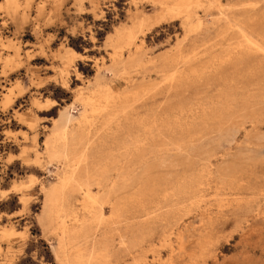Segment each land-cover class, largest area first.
Returning a JSON list of instances; mask_svg holds the SVG:
<instances>
[{
    "label": "rangeland",
    "instance_id": "1",
    "mask_svg": "<svg viewBox=\"0 0 264 264\" xmlns=\"http://www.w3.org/2000/svg\"><path fill=\"white\" fill-rule=\"evenodd\" d=\"M175 1L0 0V264H64V252L82 264L41 222L64 169L46 141L69 105L131 182L112 201L119 223L104 205L95 239L145 237L95 264H264V0H192L191 21Z\"/></svg>",
    "mask_w": 264,
    "mask_h": 264
},
{
    "label": "bare ground",
    "instance_id": "2",
    "mask_svg": "<svg viewBox=\"0 0 264 264\" xmlns=\"http://www.w3.org/2000/svg\"><path fill=\"white\" fill-rule=\"evenodd\" d=\"M175 2H173V4ZM177 3L178 6L185 8V11L188 13V18H185L191 21V13L194 12L196 4H194L192 0H179V2ZM176 4H174V6ZM174 12L175 9H170L169 7H167L154 19H144L143 22L148 23L150 26H158V24L163 20H166L168 16H173L175 14ZM239 26L241 27V25ZM138 28L140 29L139 26ZM239 32H241V34L243 35L245 41V43H243L247 46H251V40L249 39L246 31L240 28ZM253 45L254 44H252V46ZM116 54V62L118 64V67H120L119 65L122 66V64L124 63L122 59L123 48H118ZM71 55L73 59L84 58L81 54L77 53L74 50L71 51ZM130 62L133 63V59L130 60ZM108 98L112 99L113 96L109 94ZM89 101L91 100H88V102ZM105 102L107 103V101ZM117 108L119 107L117 106ZM72 109L74 111V109L76 108H74L73 105H69V107L65 111H63L60 117L58 119H55V126L46 141V149L49 157L54 161L57 160L60 164H62L64 169L62 171L63 173L59 175L56 183H54L46 191L44 208L41 215L42 225L46 230L50 232L61 231L62 237L60 238L59 244L67 240L72 242V245L76 246L74 249L75 258L79 263L82 264H95L99 259L110 260L112 258H119L122 251L130 252L131 250H133L137 252L138 248H141V242L143 243L144 241V233H141L138 238L134 237V239L129 244H127V241L123 239L122 245L124 246L121 245V247L123 248L119 249H116L114 243L115 241L113 235L111 234L105 233L95 239L97 237L96 235L98 225L103 224L106 221L101 211L104 205L111 204L113 206L112 217L117 223H119L122 210V200L118 199L114 203H112V201L113 198L117 197L123 190L127 189L130 186L131 182L127 178V163L124 167L122 166L123 169H121V167L119 168L118 166L120 162L118 158L111 156V154L105 155L102 151L96 152L98 148L97 141L90 142L89 139L84 135V128L91 120L88 121L86 116L82 114V116H80L81 119L77 118L75 116V113L72 112ZM112 109L114 108L112 107ZM95 112H98V114H100L103 118L100 127L101 131L108 127L112 123V121H114L112 113L113 111L110 110V106L106 108L99 107ZM93 113L91 115H93ZM88 146L91 147H89L91 151L88 148L89 152L85 150ZM125 157L127 158V156ZM127 162H129V160ZM114 174H117L116 178H113ZM95 189H98L99 192H94ZM77 196L81 198L80 202H78L77 205L81 206L82 210L86 213L85 218H83L82 220L78 218V212L73 208V206L72 208L70 206L71 200L73 204V201ZM70 219L72 220L74 225H77L75 228L67 227V220ZM58 224L60 226H58ZM74 243H77V245H75ZM70 249L72 248L70 247ZM63 254L64 255L62 257H64V264H69V253L64 252ZM139 259L140 260H138L137 262L140 264L143 260L141 256L139 257Z\"/></svg>",
    "mask_w": 264,
    "mask_h": 264
}]
</instances>
